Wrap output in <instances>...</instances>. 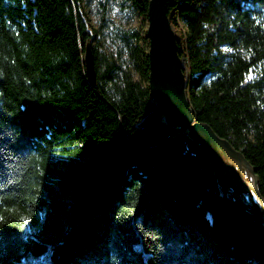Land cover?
Returning a JSON list of instances; mask_svg holds the SVG:
<instances>
[{
    "label": "trees",
    "instance_id": "obj_1",
    "mask_svg": "<svg viewBox=\"0 0 264 264\" xmlns=\"http://www.w3.org/2000/svg\"><path fill=\"white\" fill-rule=\"evenodd\" d=\"M83 1L0 0V264H264V228L151 101L146 30L108 56ZM168 9L195 115L242 150L264 197V0Z\"/></svg>",
    "mask_w": 264,
    "mask_h": 264
},
{
    "label": "water",
    "instance_id": "obj_2",
    "mask_svg": "<svg viewBox=\"0 0 264 264\" xmlns=\"http://www.w3.org/2000/svg\"><path fill=\"white\" fill-rule=\"evenodd\" d=\"M149 95L169 126L185 128L187 136L200 148L222 188V197L242 206L264 228V197L258 187L256 168L226 137L197 118L187 92L188 77L178 47V34L171 21L168 0H149ZM85 67L89 80H96L91 45L85 47ZM240 198L252 205L249 210ZM259 208V214L256 212Z\"/></svg>",
    "mask_w": 264,
    "mask_h": 264
},
{
    "label": "rangeland",
    "instance_id": "obj_3",
    "mask_svg": "<svg viewBox=\"0 0 264 264\" xmlns=\"http://www.w3.org/2000/svg\"><path fill=\"white\" fill-rule=\"evenodd\" d=\"M83 13L97 44L108 56L123 53L121 33L125 29H147L148 19L134 0H84ZM184 66L187 58L183 56Z\"/></svg>",
    "mask_w": 264,
    "mask_h": 264
},
{
    "label": "bare ground",
    "instance_id": "obj_4",
    "mask_svg": "<svg viewBox=\"0 0 264 264\" xmlns=\"http://www.w3.org/2000/svg\"><path fill=\"white\" fill-rule=\"evenodd\" d=\"M163 121V120H162ZM207 164V163H206ZM208 165V164H207ZM221 185V184H220Z\"/></svg>",
    "mask_w": 264,
    "mask_h": 264
}]
</instances>
